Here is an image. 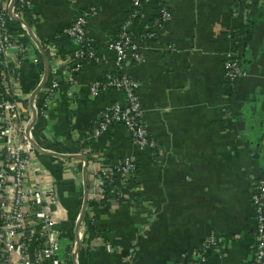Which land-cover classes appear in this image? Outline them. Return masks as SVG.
I'll return each instance as SVG.
<instances>
[{
  "label": "crops",
  "instance_id": "0c3cea01",
  "mask_svg": "<svg viewBox=\"0 0 264 264\" xmlns=\"http://www.w3.org/2000/svg\"><path fill=\"white\" fill-rule=\"evenodd\" d=\"M162 1L173 19L156 41L142 49L143 61L130 71L139 85L144 122L163 155L140 151L121 125L94 141L86 138L101 114L124 100L116 90L92 99L89 89L93 81L114 70L115 57L107 45L118 38L131 0H33L36 20L31 27L42 43L63 33L81 12L95 8L86 31L103 55L102 62L86 64L74 76L75 102L69 105L73 118H68L64 90L47 115L40 112L35 138L43 149L59 154L90 149L111 165L124 157L139 164L141 190L133 197L121 203L108 195L104 206L88 207L80 264L90 260L93 264H179L184 254L209 238L220 242V254L211 253L207 264H250L252 182L264 176V0H251L246 25H240L233 0ZM242 27L246 28L241 37ZM135 30L140 35V27ZM235 33L243 38L238 52L247 75L230 86L223 66L228 52L235 50ZM57 48L64 60L77 45L62 38ZM18 68L14 86L25 110L43 69L29 62ZM46 97V89L36 97L40 110ZM39 160L58 185L61 200L56 220L64 235L61 256L68 264L67 252L77 240L76 219L84 204L85 163L47 155ZM98 162L87 164L88 199L95 202L102 198L95 182ZM92 223L101 233L98 236H90ZM107 245L113 247L111 253Z\"/></svg>",
  "mask_w": 264,
  "mask_h": 264
},
{
  "label": "built area",
  "instance_id": "2783aa9c",
  "mask_svg": "<svg viewBox=\"0 0 264 264\" xmlns=\"http://www.w3.org/2000/svg\"><path fill=\"white\" fill-rule=\"evenodd\" d=\"M233 1L239 9L240 25H246L251 0ZM146 7L156 15L152 25L142 21ZM33 9V0H0V264H65L61 256L64 235L57 227L56 220L60 194L54 176L43 168L39 160L43 154L33 145H39L35 138L36 121L40 112L47 115L57 97L64 93V83L72 82L73 87L69 88L67 95L72 98L73 104L76 96L73 74L78 73L86 64L95 65L103 61L102 52L96 50V45L86 31L88 21L97 12L95 8L81 12L64 29V38L72 39L77 45V50L64 60H60L58 48L51 43L53 40L42 43L34 35L31 26L36 16ZM129 12L119 27L118 38L107 45L108 52L115 57L113 72L102 80L93 81L89 89L92 99L98 98L103 92L116 90L124 94V100L111 105L101 114L99 125L89 134L92 136L90 140L94 141L108 133L112 127L121 125L131 133L140 151L162 156L163 152L144 122L138 97L139 85L132 76L130 66L132 61H143L142 49L147 43L156 41L173 16L162 0H131ZM136 27H140V35ZM232 40L236 47L242 39L235 33ZM38 44L42 45L44 51L46 45L51 57L49 62L52 68L42 89H46L47 97L40 110L35 101L38 94L33 99L31 95L25 112L14 86L19 81V73L14 78L11 67L14 66L19 72L18 66L24 62L41 66V84L45 66ZM166 49L171 48L169 46ZM223 69L224 78L230 86L247 75L240 64L238 50L228 52ZM49 93L57 94L55 101ZM89 153L93 151L89 149L74 155L87 159ZM92 155L101 156L99 153ZM98 163L95 182L100 187L102 200L111 194L117 199H127L131 193L140 189L135 187L129 194H124L113 179L115 172L119 174L123 189H128L129 179L137 181L138 165L135 159L124 157L111 166H106L102 160ZM252 183L254 247L250 264H264V176L255 178ZM82 211L76 219L77 240L67 252L68 264H80L79 252L84 240L82 225L86 217L85 214L80 223ZM106 250L111 253L113 247L107 245ZM211 253L220 254V242L215 238L207 239L191 253L184 254L179 264H207Z\"/></svg>",
  "mask_w": 264,
  "mask_h": 264
},
{
  "label": "trees",
  "instance_id": "16d2710c",
  "mask_svg": "<svg viewBox=\"0 0 264 264\" xmlns=\"http://www.w3.org/2000/svg\"><path fill=\"white\" fill-rule=\"evenodd\" d=\"M129 15V14H128ZM156 18V15H154L153 13H151V10H150V8L149 7H146V8H144V18L142 19V21H143V23H145V24H151L152 25V23H153V21H154V19ZM244 28H246V27H244ZM244 28L242 27V29L240 30V32H239V34L241 35V37L243 36V34H244ZM62 38H64V36H63V33H61V34H59L57 37H55L54 38V40L51 42L53 45H55L56 46V48H57V45L59 44V42L60 41H62ZM28 41V40H27ZM243 48V38H242V40H241V42L239 43V45H237L236 47H234V49L235 50H241ZM44 49H45V51H46V55L48 56V59L51 61V57H50V53H49V51H48V49H47V47H46V45L44 46ZM96 50L98 51V52H101V49L98 47V48H96ZM91 63H93L92 61H91ZM133 64H135V62H131V66L133 65ZM12 66V65H11ZM130 66V67H131ZM12 68V70H13V73H14V78H17L18 77V71L14 68V66H12L11 67ZM76 75V73H74L73 74V78H74V76ZM64 85V88H65V91L67 92L68 90H69V88L72 86V82H68V83H64L63 84ZM48 95H50L51 96V98H52V100L53 101H55V98H56V93H54L53 95H51L50 93L48 94ZM66 101H67V105H68V118H69V120H71L72 118H73V109H71V107L69 106V105H71V102H72V98L71 97H69L68 95H67V93H66ZM99 125V122L96 124V126L94 127V128H96L97 126ZM91 135H88L86 138L88 139H91ZM93 153H89V154H87V159L89 160V161H93V160H97V161H99V160H102V162H103V164H105L106 166H111V164L110 163H108L105 159H100V157L99 156H97V155H92ZM137 165H138V169H139V164H138V162H137ZM121 177H120V175L119 174H117L116 172L114 173V177H113V179H114V181H115V184L117 185V187L122 191V192H124V194H129V192L132 190V189H134L135 187H139V183H137V181L135 180V179H129L128 180V189H123L122 187H121V184H120V182H119V179H120ZM88 186H89V184H88ZM136 198H138V199H142V197L141 196H139V195H137L136 196ZM121 203L122 202H124V201H126V199L125 198H119L118 199ZM252 200V199H251ZM106 203H105V201H103V200H101V201H98V202H95V201H89L88 202V207H102V206H104ZM94 224L92 223V226H91V230H90V236L91 237H93L95 234H96V236H98L99 234H101V233H97V230L96 229H94L93 226ZM95 230V231H94ZM102 234H104V233H102ZM89 264H93V262L90 260V262H89Z\"/></svg>",
  "mask_w": 264,
  "mask_h": 264
},
{
  "label": "water",
  "instance_id": "95a60500",
  "mask_svg": "<svg viewBox=\"0 0 264 264\" xmlns=\"http://www.w3.org/2000/svg\"><path fill=\"white\" fill-rule=\"evenodd\" d=\"M30 33L32 35V30H30ZM249 37H247L246 40H248ZM39 48L41 49L42 51V54H43V58H44V66H45V76L39 86V88L32 94V99L44 88V86L46 85L47 83V80H48V76H49V70H50V62H49V59H48V56L46 55L45 51L43 50L42 48V45L41 44H38ZM245 46H247V43L245 44ZM101 119V117L99 118ZM35 149H37L40 153H42L43 155H47V156H53V157H57V158H62V159H81L85 162V168H84V177H83V180H84V194H85V198H84V204H83V211H82V214H81V219H80V223L81 221L84 219V216L86 214V211H87V207H88V180H87V164H88V160L84 157H80L78 155H64V154H59V153H51V152H47L45 151L44 149H42L37 143H33Z\"/></svg>",
  "mask_w": 264,
  "mask_h": 264
},
{
  "label": "rangeland",
  "instance_id": "374dc122",
  "mask_svg": "<svg viewBox=\"0 0 264 264\" xmlns=\"http://www.w3.org/2000/svg\"><path fill=\"white\" fill-rule=\"evenodd\" d=\"M136 175L138 176V178L140 177L139 175H140V168L137 170V173H136ZM113 189V188H112ZM109 191H111V188H109ZM112 192V191H111ZM133 195H134V192L133 193H131V196L133 197ZM110 196H114L113 194H111Z\"/></svg>",
  "mask_w": 264,
  "mask_h": 264
}]
</instances>
